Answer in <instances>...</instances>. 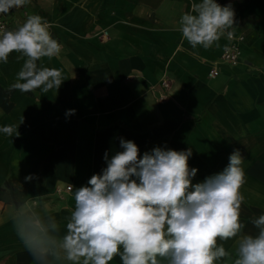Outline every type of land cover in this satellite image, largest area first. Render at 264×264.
<instances>
[{"label":"crops","instance_id":"1","mask_svg":"<svg viewBox=\"0 0 264 264\" xmlns=\"http://www.w3.org/2000/svg\"><path fill=\"white\" fill-rule=\"evenodd\" d=\"M196 2L31 0L0 14L18 27L30 15L47 20L63 49L37 64L62 69L66 79L57 93L9 92L23 62L15 52L0 62V127L17 125L19 133H0V264H33L13 226L19 206L54 215L63 232L74 209L71 185L100 173L105 153L123 150L121 137L141 156L156 146L191 148L193 183L221 172L239 149L246 177L241 220L246 233H255L250 221L264 214V0H231L232 30L244 36L235 65L220 58L226 33L209 49L183 39L180 17ZM69 109L75 114L66 116ZM29 174L37 178L25 182ZM40 195L44 205L28 202ZM111 264L122 261L117 256Z\"/></svg>","mask_w":264,"mask_h":264},{"label":"clouds","instance_id":"2","mask_svg":"<svg viewBox=\"0 0 264 264\" xmlns=\"http://www.w3.org/2000/svg\"><path fill=\"white\" fill-rule=\"evenodd\" d=\"M31 0H0V14L8 15ZM179 31L193 49H209L237 24L229 0H199L181 15ZM40 15H30L16 30L0 32V62L11 53L22 67L11 92L40 89L57 93L66 80L62 69L40 66L42 58L58 57L63 45ZM74 78V75H73ZM69 109L66 116L75 114ZM23 122V120H22ZM0 133L17 136V125L0 127ZM120 148L106 167L86 185L74 187V209L61 223L50 213L24 211L21 204L13 219L15 233L33 264H264V214L250 221L255 233H246L241 220V193L246 183L239 149L228 165L202 182L193 183L198 169L189 166L192 149L177 151L156 146L141 156L133 140L120 138ZM27 175L25 182L36 179ZM44 205L43 195L28 201ZM232 240L233 249L223 242ZM220 241L221 243H218Z\"/></svg>","mask_w":264,"mask_h":264},{"label":"built area","instance_id":"3","mask_svg":"<svg viewBox=\"0 0 264 264\" xmlns=\"http://www.w3.org/2000/svg\"><path fill=\"white\" fill-rule=\"evenodd\" d=\"M18 28V25L9 22L5 19L0 18V32H3L5 30H16ZM230 31L233 32L232 29H230ZM226 37H227V44L223 49V52L220 56L221 60L225 63L228 64H232L235 65L237 64V62L240 59V51H239V45L244 41V36L243 34H235L233 32V36L231 38H228L227 33H226ZM218 74V71L216 70V68H212L210 69L208 75L210 77H214ZM162 86H167V82L165 80H163L161 82ZM68 188H70L68 186Z\"/></svg>","mask_w":264,"mask_h":264}]
</instances>
